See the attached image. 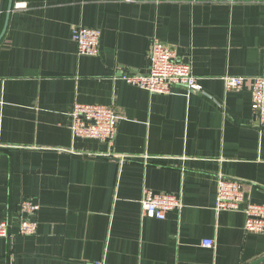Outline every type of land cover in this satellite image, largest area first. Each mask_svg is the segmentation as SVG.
<instances>
[{
  "label": "crops",
  "instance_id": "crops-1",
  "mask_svg": "<svg viewBox=\"0 0 264 264\" xmlns=\"http://www.w3.org/2000/svg\"><path fill=\"white\" fill-rule=\"evenodd\" d=\"M0 0V264H250L264 233L243 210H215L219 175L264 204V127L252 109L264 77V0ZM101 30L82 55L74 27ZM175 48L201 91L151 93L121 78L149 70L151 42ZM245 77L228 90L225 77ZM110 105L114 143L73 134L75 103ZM177 195L165 219L145 189ZM38 231L19 234L25 198ZM205 239L213 247L203 245ZM257 264H264V260Z\"/></svg>",
  "mask_w": 264,
  "mask_h": 264
},
{
  "label": "built area",
  "instance_id": "built-area-1",
  "mask_svg": "<svg viewBox=\"0 0 264 264\" xmlns=\"http://www.w3.org/2000/svg\"><path fill=\"white\" fill-rule=\"evenodd\" d=\"M74 40L82 55L94 56L99 53L101 30L86 26H77L73 30ZM149 70L144 73H122L125 81L146 89L151 93L168 94L176 87L189 91H201L202 87L193 72L190 63L179 58L175 48L154 39L149 50ZM245 77L227 76L228 90L241 89ZM252 86V109L261 126L264 127V77H254ZM118 116L110 105L75 103L71 111V129L75 136L93 138L113 144L117 136ZM144 214L165 219L168 212L182 206L181 199L167 192H155L145 189L142 200ZM39 204L32 198H25L19 207V234L34 235L38 231L37 215ZM243 210L246 215L245 230L264 233V204L246 200L243 181L219 175L217 178V198L215 210L219 214L225 210ZM9 221L0 219V238L10 237ZM203 245L213 247L214 241L205 239ZM91 264H104L95 261Z\"/></svg>",
  "mask_w": 264,
  "mask_h": 264
},
{
  "label": "water",
  "instance_id": "water-1",
  "mask_svg": "<svg viewBox=\"0 0 264 264\" xmlns=\"http://www.w3.org/2000/svg\"><path fill=\"white\" fill-rule=\"evenodd\" d=\"M13 2H14V0H10V2H9V5H8V12H7V17H9V15H10V13H11V11H12V9H13ZM1 16V15H0ZM7 21L5 22V25H4V29L2 30V32L0 33V40L2 39V37H3V35H4V33H5V31H6V28H7ZM264 260V256L263 257H261V258H259V259H257L256 261H253L252 263H250V264H257V263H259L260 261H263Z\"/></svg>",
  "mask_w": 264,
  "mask_h": 264
}]
</instances>
